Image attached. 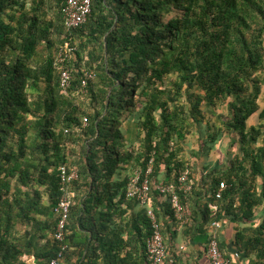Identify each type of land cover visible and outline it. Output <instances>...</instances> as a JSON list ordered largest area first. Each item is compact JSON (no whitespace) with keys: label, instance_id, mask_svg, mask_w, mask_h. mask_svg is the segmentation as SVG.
Here are the masks:
<instances>
[{"label":"trees","instance_id":"obj_1","mask_svg":"<svg viewBox=\"0 0 264 264\" xmlns=\"http://www.w3.org/2000/svg\"><path fill=\"white\" fill-rule=\"evenodd\" d=\"M64 3L0 0V264L56 256L63 165L77 167L79 178L61 264H136L133 257L148 264L147 210L162 232L155 205L165 197L152 186L145 207L126 199L134 170L153 159L151 178L175 181L225 136L228 154L236 143L241 157L200 184L215 200L224 182L217 217L234 221L238 250L264 264V208L256 212L264 207V144L255 145L260 127L247 126L264 85V0H91L75 30L64 26ZM66 43L75 52L64 94L56 58ZM83 70L95 74L84 93ZM125 230L129 251L120 259Z\"/></svg>","mask_w":264,"mask_h":264},{"label":"built area","instance_id":"obj_2","mask_svg":"<svg viewBox=\"0 0 264 264\" xmlns=\"http://www.w3.org/2000/svg\"><path fill=\"white\" fill-rule=\"evenodd\" d=\"M91 13V0H65L61 9L64 26L68 30L81 28L88 20ZM75 47L68 43L64 44L58 51L56 64L61 66L60 69V87L64 94L70 89L72 80V70L66 66V63L73 59ZM83 79L81 81L82 92L89 81H93L95 74L92 70H83ZM84 125L87 124V119H83ZM153 159H150L146 165V169L137 168L134 170L129 179L126 190V199L133 200L141 207H145L149 200L151 187L154 186L158 193L163 195L166 201L169 202L174 217L180 222L185 223L189 219L191 212L188 205L185 203L187 194L190 193L192 185L190 183L191 168L185 165L172 182H156L151 178L153 172ZM57 177L60 182V194L57 204L53 210L56 217V226L53 233V239L59 245V250L56 256L50 260L48 264H61L64 252L67 250L65 245V230L73 205L74 193L72 185L79 178L78 169L75 166L67 167L65 165L58 168ZM225 188L224 182L219 183V186L214 190V198L220 199L222 190ZM215 212V210H213ZM147 217L150 221L151 233L145 242V255L148 264H176L173 260L167 259L166 246L164 244L161 226L158 222L155 213L147 210ZM219 227L217 221L210 224L213 229L209 233L208 240L203 247V253L209 264H230V260L225 257L219 248L217 237L215 234L216 228Z\"/></svg>","mask_w":264,"mask_h":264},{"label":"crops","instance_id":"obj_3","mask_svg":"<svg viewBox=\"0 0 264 264\" xmlns=\"http://www.w3.org/2000/svg\"><path fill=\"white\" fill-rule=\"evenodd\" d=\"M257 103L259 110L250 120H248L247 126L255 127L256 129H259L260 127V136L255 144L260 146L264 144V119H259V113L264 112V85L261 87ZM135 135L134 131L131 132L133 139ZM189 140V145L195 148L194 140ZM227 140L228 136H225L220 146L211 151L206 157L200 158L197 161V163L201 162L199 168H191L192 177L195 179L194 182L196 189H194L193 192L192 187L185 200V203L188 205L191 212L187 222L180 223L174 217L172 210L167 207L165 199H162L155 205L163 227L162 235L167 250V259L173 260L176 264H209L203 253V247L208 240L210 231L213 230L210 228V224L213 221L219 223V227L214 229L215 234L220 250L224 255H227L226 258L230 260V264H251L254 259V256L246 257L242 251L238 250L236 246L237 224L229 217L225 216L224 213L221 214L220 217H217L219 213V205L216 204L215 200L218 199L212 200L210 198L211 190L209 185L206 184L203 186L200 184L201 179L206 177L209 178L211 173H214V176H219V174L225 171L227 168V161L230 160V158L234 156H237V158L241 157V150L236 143L231 147L233 154H228L230 148H228ZM192 161L195 162V160ZM191 185L193 184L191 183ZM191 192H193V195L190 198L189 195ZM205 194L207 195L205 196ZM263 208V206L259 207L256 212H261ZM126 209L127 213L123 215V220H126L128 216H131V210L128 208ZM140 209V207L139 210L133 209V215L136 216L135 211L137 213ZM213 210H215V212ZM192 212H194V215ZM114 218L117 223H120L122 228L120 217ZM124 228L125 225L123 226V229ZM127 236L128 234H126V230L120 236V246L121 242L125 244L122 253H120V259L124 258L126 252L129 251V248L126 247ZM95 237V235L90 236L92 244L95 243ZM41 244L43 245L44 242H41ZM135 247L139 248L137 240L134 242V250H137L138 248ZM76 259L77 258L72 259V263H75ZM132 262L142 264V261L137 257H133ZM97 264H101V262H98Z\"/></svg>","mask_w":264,"mask_h":264},{"label":"rangeland","instance_id":"obj_4","mask_svg":"<svg viewBox=\"0 0 264 264\" xmlns=\"http://www.w3.org/2000/svg\"><path fill=\"white\" fill-rule=\"evenodd\" d=\"M125 125H127V126L129 127V122H127V124H125ZM127 126H126V127H127ZM127 136H128V135H127ZM128 140H129L131 143H133V142H134L133 136H130V135H129V136H128ZM188 141H190V140H188ZM194 147H195V145H194ZM200 163H201V162H198V163L196 162V163H195V162L192 161L191 164H192L193 169L199 168Z\"/></svg>","mask_w":264,"mask_h":264}]
</instances>
